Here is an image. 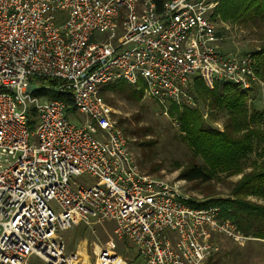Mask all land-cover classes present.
<instances>
[{
	"label": "built area",
	"instance_id": "obj_1",
	"mask_svg": "<svg viewBox=\"0 0 264 264\" xmlns=\"http://www.w3.org/2000/svg\"><path fill=\"white\" fill-rule=\"evenodd\" d=\"M218 2L0 0V264H85L62 236L81 222L111 221L135 248L101 246L94 264H204L220 237L249 238L219 206L191 204L180 181L144 172L101 94L123 78L166 109L194 106L186 88L195 74L251 91L257 54L224 52ZM42 89L69 93L86 118Z\"/></svg>",
	"mask_w": 264,
	"mask_h": 264
},
{
	"label": "rangeland",
	"instance_id": "obj_2",
	"mask_svg": "<svg viewBox=\"0 0 264 264\" xmlns=\"http://www.w3.org/2000/svg\"><path fill=\"white\" fill-rule=\"evenodd\" d=\"M219 5L220 1L213 14V21L217 32L219 31L224 38L222 43L224 52L257 51L264 38V23L258 19L243 21L224 19L221 15V8H218ZM261 57L262 55L257 58V67ZM258 79L259 82L256 83V86L261 92H258L261 101L258 98L255 101L258 103V107H262L264 80L260 75H258ZM206 87L214 88V86L207 85ZM105 89L103 95L112 107L115 119L125 128L129 148L144 172L180 181L183 183L184 189L191 193L196 204H201L209 199L234 198L232 189L243 174L252 169V162L257 159L255 153L243 161L242 171L221 166L214 172L213 179L209 182L188 181L180 178L179 174L188 164L200 163L208 170H212V167L203 157L194 154L193 147L184 139L185 132L181 128L177 115L154 98L146 95L144 90L141 98L135 101L115 94L108 88ZM245 96L244 102L250 108L254 93L248 91L245 92ZM193 108L202 111L207 126L220 131L224 130L223 121L227 117L226 111L218 110V108L213 109L212 112L209 108L204 110L200 103H196ZM251 112L253 111L250 108L249 113L252 114ZM78 117L81 120L86 118L83 113H78ZM154 165H160V167L155 170ZM85 177L88 175L80 176V178ZM248 198L264 204V196L254 195ZM219 207L221 208V206ZM226 219L233 221L230 218ZM113 228L114 224L111 221H92L90 224L81 222L65 230L62 232V236L67 255L79 263L94 264L101 246H107L123 255L133 256L135 254L134 245L130 241L127 243L125 240L119 239ZM240 231L245 234L242 230ZM246 236L249 238L241 242L227 236L220 237L219 251L209 262H204V264H264V237ZM28 264H40V261L36 256H31Z\"/></svg>",
	"mask_w": 264,
	"mask_h": 264
},
{
	"label": "trees",
	"instance_id": "obj_3",
	"mask_svg": "<svg viewBox=\"0 0 264 264\" xmlns=\"http://www.w3.org/2000/svg\"><path fill=\"white\" fill-rule=\"evenodd\" d=\"M155 1L158 7H161L166 0ZM219 1L218 8H221V15L224 19L232 21L258 19L264 23V0ZM218 34L221 33L218 31ZM255 53L259 57L262 55V61L260 60L256 70L264 80V38ZM44 82L45 80L42 79L41 84ZM105 88L126 99L135 101L141 98L144 90L141 83L133 85L123 78L106 83L102 87V95ZM186 91L196 103L202 105L204 110L209 108L212 112L213 109L218 108V110L226 111L227 117L223 121L224 130L220 131L206 125L200 109L193 108L188 104L179 106L174 102L168 103V110L177 115L181 128L185 132L184 139L193 147L194 154L203 157L212 167V170H208L200 163L188 164L179 174L180 178L188 181L209 182L219 167L227 166L242 171L245 159H248L253 153L257 158L252 162V169L245 172L233 187V199H209L201 204L191 201V204L196 206L217 204L216 206H221L220 216L233 220L246 235L264 237V204L248 198L254 195L264 196V103L262 107H258V103L255 101L256 98L261 101L258 97L259 88L254 86L251 90L254 93L250 104L252 114L249 113L250 108L244 102L245 93L230 83L216 81L214 88L210 89L206 87L202 77L195 74L189 80ZM41 93L48 98L63 99L66 103L67 115L83 121L79 119L73 98L69 93L58 92L54 89H42ZM103 97L106 100L104 95ZM35 116V109L29 108L28 123L32 129L36 124ZM118 123L125 132L122 124ZM159 167L160 165H154L155 170ZM123 240L129 243L127 239ZM212 258L213 256L209 257L205 263Z\"/></svg>",
	"mask_w": 264,
	"mask_h": 264
}]
</instances>
